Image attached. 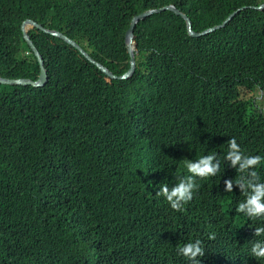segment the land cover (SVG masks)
<instances>
[{
	"label": "trees",
	"instance_id": "obj_1",
	"mask_svg": "<svg viewBox=\"0 0 264 264\" xmlns=\"http://www.w3.org/2000/svg\"><path fill=\"white\" fill-rule=\"evenodd\" d=\"M264 0H0V74L35 80L22 37L30 18L73 39L116 75L129 67L124 34L136 24L135 69L109 79L62 39L30 28L47 71L43 86L0 84V264H192L178 254L200 240L202 264L247 259L230 236L243 223L235 181L264 182ZM139 131L150 136L138 140ZM260 164L242 173L229 140ZM215 155V176L182 211L156 193L191 175L186 161ZM233 180V191H225ZM246 186V185H245ZM251 191V189H249ZM153 218L141 224L136 222ZM256 226L264 227V217ZM214 233L215 239H209Z\"/></svg>",
	"mask_w": 264,
	"mask_h": 264
},
{
	"label": "clouds",
	"instance_id": "obj_2",
	"mask_svg": "<svg viewBox=\"0 0 264 264\" xmlns=\"http://www.w3.org/2000/svg\"><path fill=\"white\" fill-rule=\"evenodd\" d=\"M260 92H262L260 90ZM262 94V93H261ZM253 99V98H252ZM254 101V100H253ZM256 104V101H254ZM139 139H149L150 136L139 131ZM242 152L235 138L229 140V151L227 159L231 160L233 166L240 162V168L237 170L242 173L250 167L260 164L262 157L259 155H246L241 162ZM215 155H205L197 161H186V168L191 175L181 178L179 182L175 177L157 186L156 193L163 199H166L171 208L176 211H182L184 205L189 203L198 191L199 185L196 177L206 179L215 176L220 170L218 164L213 163ZM252 179L244 181L242 184V176L235 181L241 186L245 195V200L238 204L236 211L244 213L243 223L237 230L231 233L230 239L237 241L245 246L247 259L243 262H230L228 264H264V227L256 226L260 222L257 218L264 217V182H255L256 172L250 173ZM225 191H233V180H225ZM246 185V186H245ZM251 189V191H249ZM153 218H147L136 222L141 224ZM209 239H215V234L209 235ZM178 254L184 256L192 262V264H202L204 248L200 240L187 241L182 247L178 248Z\"/></svg>",
	"mask_w": 264,
	"mask_h": 264
},
{
	"label": "water",
	"instance_id": "obj_3",
	"mask_svg": "<svg viewBox=\"0 0 264 264\" xmlns=\"http://www.w3.org/2000/svg\"><path fill=\"white\" fill-rule=\"evenodd\" d=\"M246 6L237 8L234 12H232L231 14H229L221 23L213 25L203 31L200 32H196L192 29L191 27V21L190 19L187 17L186 14L180 12L179 10L176 9V7L174 5H164L162 7L159 8H154V9H148L145 10L139 14H136L135 16H133L129 22V25L127 27V29L125 30V34H124V42L126 45V51L128 53L129 56V67L128 69L120 74V75H116L113 72H111L107 67H105L103 64L99 63L98 61L94 60L79 44H77L73 39H71L70 37H68L67 35L63 34L60 31L57 30H50L45 28L44 26H42L41 24L37 23L36 21H34L33 19L30 18H26L22 21L21 23V31H22V37L25 40V42L27 43V45L30 47V49L32 50V52L34 53V55L37 57L38 59V63H39V74L37 76V78L35 80L29 79V78H25L23 76H19L17 78H10L8 76L5 75H1L0 74V84H7V85H30L33 87H40L43 86L46 81H47V71L43 65V60L41 57V54L39 53L37 47L33 44V42L31 41L29 35H28V30L30 28H37L45 33H48L52 36L58 37L60 39H62L64 42H66L67 44L71 45L72 47H74L76 50H78L80 52V54L86 58L87 61H89L91 64L95 65L101 72H103L109 79H127L129 78L135 69V58H134V53L137 51L136 49V37H137V31H136V24L144 19L145 17L154 14V13H160L162 11L168 10V11H172L177 15H180L186 22V26H187V32L190 36L192 37H198V36H202L205 34H208L210 32H213L216 29H220L223 26H225L229 20L232 18V16L238 12L239 10L245 8ZM255 9L258 10H262L264 9V2H262L261 4L257 5V6H252Z\"/></svg>",
	"mask_w": 264,
	"mask_h": 264
},
{
	"label": "rangeland",
	"instance_id": "obj_4",
	"mask_svg": "<svg viewBox=\"0 0 264 264\" xmlns=\"http://www.w3.org/2000/svg\"><path fill=\"white\" fill-rule=\"evenodd\" d=\"M245 97L253 98V100L256 101L257 107L264 113V92L255 91L251 93H246Z\"/></svg>",
	"mask_w": 264,
	"mask_h": 264
}]
</instances>
